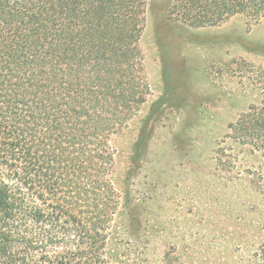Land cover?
<instances>
[{"label": "trees", "instance_id": "1", "mask_svg": "<svg viewBox=\"0 0 264 264\" xmlns=\"http://www.w3.org/2000/svg\"><path fill=\"white\" fill-rule=\"evenodd\" d=\"M140 6L0 0V264H112L110 142L149 95ZM169 11L195 24L259 21L264 0H172ZM228 128L264 157V104Z\"/></svg>", "mask_w": 264, "mask_h": 264}, {"label": "rangeland", "instance_id": "2", "mask_svg": "<svg viewBox=\"0 0 264 264\" xmlns=\"http://www.w3.org/2000/svg\"><path fill=\"white\" fill-rule=\"evenodd\" d=\"M171 3L140 6L149 95L111 138L119 204L104 252L112 264H257L264 157L228 127L264 104V18L195 24Z\"/></svg>", "mask_w": 264, "mask_h": 264}]
</instances>
